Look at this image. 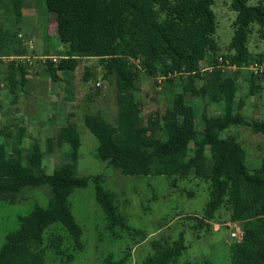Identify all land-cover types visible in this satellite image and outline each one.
Returning <instances> with one entry per match:
<instances>
[{"label": "trees", "instance_id": "16d2710c", "mask_svg": "<svg viewBox=\"0 0 264 264\" xmlns=\"http://www.w3.org/2000/svg\"><path fill=\"white\" fill-rule=\"evenodd\" d=\"M43 1L49 12L63 16L62 33L68 42L60 60H46L51 79L58 81L61 72L75 70L80 58L95 57L105 67L103 78L115 81L119 107L116 123L100 112L84 116L85 126L98 139L97 157L125 175H149L158 161L155 174L209 180L210 197L203 218H213L225 206L232 221H245L242 239L230 245L231 264H264V167L250 171L241 144L234 136H221L230 126L242 124L264 134V121L248 123L239 111L240 103L235 110V77L225 75L215 65L220 56L239 67L264 62V54L248 47L251 25L264 26V5L231 0V8L237 13L234 35L228 53L221 55L215 38V0ZM15 62L10 65L8 81L11 95L17 98L27 72ZM205 62L214 65L212 70H203ZM140 69L152 77L164 76L170 83L172 76L186 78L183 92L174 95L166 109L150 117L147 125L142 124L135 97ZM188 92L224 104L220 114H202L201 132L196 127L194 108L185 100ZM150 128L161 130L164 138L148 133ZM3 131L0 129V137ZM18 141L13 142L11 153L0 141V199L14 203L26 190L48 187L49 203L47 207L35 205L30 214L19 217V228L7 234L0 249V264H45L40 249L43 234L56 222L69 231L74 247L82 249V228L72 213L69 197L90 180L96 183L95 198L106 213L109 228L131 229L118 211L114 194L101 184V176L78 174L81 137L75 122L69 121L57 133L58 145L70 146V161L52 173L44 170L39 142L24 149L21 138ZM52 141L48 140L50 151ZM153 248L145 264H178L187 246L181 233L171 243L155 241ZM105 264H126V257L115 260L108 256Z\"/></svg>", "mask_w": 264, "mask_h": 264}, {"label": "rangeland", "instance_id": "374dc122", "mask_svg": "<svg viewBox=\"0 0 264 264\" xmlns=\"http://www.w3.org/2000/svg\"><path fill=\"white\" fill-rule=\"evenodd\" d=\"M248 3L264 5V0ZM212 9L217 17L215 38L219 53L225 55L234 35L237 13L231 8V0H215ZM62 22L63 16L49 12L43 0H0V129L4 130L0 141L7 145L9 153L19 138L24 149L39 142L44 170L52 173L70 161V146L58 145L57 133L69 121L75 122L81 137L78 174L101 176V184L114 194L118 211L131 229L109 228L106 213L95 198L96 183L90 180L86 187L76 188L69 197L72 213L82 228L83 248L74 247V240L62 223H53L46 228L40 246L45 264H105L108 256L115 260L126 257V264H145L146 257L154 251L155 241L171 243L181 233L187 248L178 264L204 261L231 264L230 245L243 236L245 221H232L225 206L219 208L213 218H203L210 197L209 180L194 175L155 174L158 161L152 165L149 175H125L97 157L98 139L85 126L84 116L100 112L109 122L116 123L119 111L116 84L114 80L103 78L105 67L95 57H82L75 70L61 72L58 81L51 79L46 60H60L59 54L68 47ZM248 47L254 53L264 54V26L251 25ZM222 59L225 60L220 56L215 65L236 80L235 110L240 103L239 111L248 123L264 121V76L252 75L249 64L242 67L235 64L234 68L232 63L227 64ZM12 60L16 61L15 66L21 64L27 72L25 85L20 87L17 98L11 95L8 81ZM213 67L207 62L203 64V70ZM16 73L20 77V73ZM86 76H89L88 81L84 79ZM172 77L170 83L164 76L152 77L139 70L135 97L143 125L157 112L162 113L174 95L183 92L186 78ZM200 83L196 80L197 85ZM185 100L194 108L199 132L203 129L202 114L224 111L223 103L210 102L191 92L185 95ZM148 133L164 138L161 130L150 128ZM228 135L241 144L250 171L264 167V134L251 125L242 124L232 125L221 133L222 137ZM49 139H53L52 151ZM206 155L211 163L209 148ZM48 191V187L26 190L14 203L0 199V249L7 234L19 228L20 216L30 214L35 205L48 206Z\"/></svg>", "mask_w": 264, "mask_h": 264}, {"label": "built area", "instance_id": "2783aa9c", "mask_svg": "<svg viewBox=\"0 0 264 264\" xmlns=\"http://www.w3.org/2000/svg\"><path fill=\"white\" fill-rule=\"evenodd\" d=\"M56 60V59H54ZM223 60V59H222ZM223 62L227 64H231L229 59L223 60ZM233 67L236 68L237 66L233 64ZM249 69L251 70L252 75L254 76H263L264 75V62L263 63H252L249 66ZM100 82H97V85H100ZM233 236H236V233H232ZM242 235L239 236V240L242 239Z\"/></svg>", "mask_w": 264, "mask_h": 264}]
</instances>
